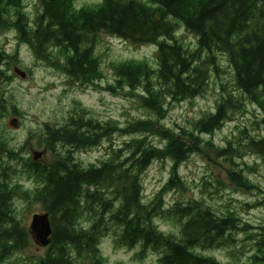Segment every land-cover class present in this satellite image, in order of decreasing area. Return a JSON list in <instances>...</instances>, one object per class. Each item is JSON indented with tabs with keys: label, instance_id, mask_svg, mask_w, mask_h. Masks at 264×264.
<instances>
[{
	"label": "trees",
	"instance_id": "obj_1",
	"mask_svg": "<svg viewBox=\"0 0 264 264\" xmlns=\"http://www.w3.org/2000/svg\"><path fill=\"white\" fill-rule=\"evenodd\" d=\"M39 1L42 12L34 24L23 0H0V30L16 29L20 40L39 57L61 54L65 63L53 60L52 64L72 82L99 87L104 78L96 55L100 33L134 44H157L158 66L145 60L114 63L115 81L106 86L113 93H136L150 112L146 119L120 126L90 117L87 108L79 105L62 125L47 126L42 134L44 148L51 153L48 160H21L24 170L5 164L0 172V264L28 244L30 233L22 226L14 202L18 191L36 198L50 215L52 241L37 264H105L99 242L112 229L121 246L140 244L142 256L150 250L160 252V264H225L195 249L229 247L235 243L232 234L247 231L249 223L234 212L220 214L201 200L177 201L167 207L165 195L183 186L178 167L194 153H211L232 163L242 149L264 154V135L248 136L245 148L231 143L215 147L203 136L220 129L230 118L229 110L246 100L262 111L264 127V0H102L81 8L75 6L76 0ZM181 23L197 35L195 50L178 39ZM218 52L227 56L240 94L223 97L216 111L195 122L193 129L163 126L168 102L192 99L206 91L207 64L216 66ZM11 58L0 51V134L3 121L20 114L3 90L12 77L3 66L10 65ZM141 88L143 92L138 91ZM116 133L132 136L131 141L113 150L100 165L84 166L77 160L75 150L99 146ZM149 134L166 143H151ZM0 145L5 149L1 135ZM11 154L20 159L14 151ZM167 158L173 162L171 177L146 203L142 175L155 160ZM227 172L238 186L259 188L242 169ZM19 173L36 187L25 190L15 180ZM161 214L176 221L178 233L157 227L155 218ZM258 229L256 253L244 264H264V225Z\"/></svg>",
	"mask_w": 264,
	"mask_h": 264
},
{
	"label": "rangeland",
	"instance_id": "obj_2",
	"mask_svg": "<svg viewBox=\"0 0 264 264\" xmlns=\"http://www.w3.org/2000/svg\"><path fill=\"white\" fill-rule=\"evenodd\" d=\"M102 0H76L75 6L81 8L87 5L99 4ZM24 7L35 24L42 12L39 0H23ZM178 39L190 50L198 48V37L181 23L177 27ZM0 51L12 56L8 59L10 65H4L10 79L3 84L5 94L10 98L20 114L8 116L1 127V140L5 149L0 152V172L5 164L16 170H24L21 160L33 159L34 151H44L39 162L48 160L51 153L44 148L42 134L47 126L58 127L71 115L79 105L87 108L89 116L102 122H116L126 126L129 122L146 119L150 112L143 108L140 98L129 90L118 94L106 89L113 84L115 76L112 65L130 60H145L154 68L158 66L157 44H134L108 33H100L96 47V55L101 62L104 78L96 85H83L72 82L68 76L53 65V60L65 63V58L56 53L55 57L42 58L35 54L30 45L20 40L16 29L0 30ZM50 53H53L49 49ZM210 69L206 91L201 95L177 103L166 104V114L161 120L168 129L180 131L181 128L193 129L199 119L215 112L223 97L239 95L235 83L234 70L223 53H216V66L207 64ZM14 66L30 72L28 77L21 78L13 71ZM143 92V88L138 90ZM229 110L230 118L220 129L211 134H204L207 141L215 147H227L229 143L240 148L248 136L261 137L264 127L260 123L262 111L257 105L249 103ZM12 117L20 119L19 128H14L9 121ZM132 136L118 133L101 141L99 146L85 150H75L77 160L84 166L100 165L107 160L113 150L121 148ZM149 141L163 146L166 142L159 137L149 134ZM242 148H245L243 146ZM66 149V147H64ZM215 150V149H213ZM14 151L16 160L11 158ZM16 156V155H15ZM233 162L225 158H217L210 153H194L179 165L178 171L183 186L175 188L165 195V204L171 207L177 201L201 200L203 204L212 207L220 214L234 212L244 222L249 223L247 231L234 232L235 243L229 247L217 249H195L196 252L213 256L225 264H244L251 261L256 253L257 232L264 225V203H260L264 195V154L242 149L235 153ZM173 162L155 160L143 173V197L148 203L163 188L171 177ZM242 169L252 181L253 188L247 190L230 181L228 170ZM25 190L36 187L34 181L22 177L15 178ZM16 212L23 227L30 233V223L35 213L44 212L42 204L35 198L26 197L18 191L14 198ZM157 227L165 233H178L176 221L163 214L155 218ZM113 229L99 242V248L105 258V264H160L161 253L147 251L141 255L142 246L129 248L116 242L117 236ZM27 246L7 258L2 264H37L39 258L45 255L47 248L34 242L29 234Z\"/></svg>",
	"mask_w": 264,
	"mask_h": 264
},
{
	"label": "water",
	"instance_id": "obj_3",
	"mask_svg": "<svg viewBox=\"0 0 264 264\" xmlns=\"http://www.w3.org/2000/svg\"><path fill=\"white\" fill-rule=\"evenodd\" d=\"M14 72L19 75L21 78H25L27 76V72L22 68L15 66L13 68ZM10 125L14 128H19L20 119L18 117H12L9 121ZM0 145V152H1ZM44 151H34L33 152V160L35 162H39V160L43 157ZM30 233L33 236L34 242L41 247H48L52 241V224L50 215L48 212L43 213H35L32 217L30 223Z\"/></svg>",
	"mask_w": 264,
	"mask_h": 264
}]
</instances>
